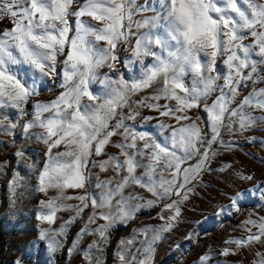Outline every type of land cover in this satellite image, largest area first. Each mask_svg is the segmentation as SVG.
<instances>
[{
  "label": "snow or ice",
  "instance_id": "6c2138e0",
  "mask_svg": "<svg viewBox=\"0 0 264 264\" xmlns=\"http://www.w3.org/2000/svg\"><path fill=\"white\" fill-rule=\"evenodd\" d=\"M5 21L10 26L0 29V135L14 144L23 138L44 146L41 164L27 165L35 167L37 191L45 196L36 219L48 225L40 227L35 243L46 241L55 252L67 227L86 219L78 236L96 241L83 259L103 264L91 254L103 252L110 230L144 209L159 208L156 218L163 224L138 230L144 237L136 249L143 255L138 264H151L164 234L181 222L198 229L199 222L183 217L182 206L205 172L215 174L211 165L221 146L240 147L225 134L264 123V115L245 111L264 110V88L238 100L246 84H264V0H0V23ZM53 87L59 89L54 99H35ZM194 109L202 120L191 115ZM15 155L23 160L24 149ZM109 171L114 175L102 179L100 173ZM235 174L241 184L252 182L264 201V184L257 188L250 174ZM18 184L19 173L11 187ZM135 187L152 198L126 191ZM50 190L56 194L49 197ZM225 195L221 213L234 216L253 191L234 185ZM62 211L73 215L53 228ZM240 227L244 235L225 241L229 246L221 254L247 249L253 264H264V216H250ZM197 229L185 234L187 242ZM135 239L120 242L122 264L137 260L136 254L129 260L131 249L124 247ZM196 264H212V258L205 253Z\"/></svg>",
  "mask_w": 264,
  "mask_h": 264
},
{
  "label": "rangeland",
  "instance_id": "374dc122",
  "mask_svg": "<svg viewBox=\"0 0 264 264\" xmlns=\"http://www.w3.org/2000/svg\"><path fill=\"white\" fill-rule=\"evenodd\" d=\"M153 8H156L155 3ZM134 18L140 19L141 17ZM85 19L88 18L85 17ZM9 26L7 21L0 23V29ZM124 48V54L127 55V46L125 45ZM145 63L148 61L146 60ZM221 71H224L223 67ZM138 73L139 67L133 74ZM94 87L99 89L100 86L95 85ZM158 87L159 84L153 85L144 95L154 92ZM260 88H264V84H246L241 88L238 100H243L254 89ZM58 91L57 87L47 89L35 99L40 101L54 99ZM141 111L146 115L153 114L146 109ZM245 111H251L257 117L264 115V110L255 107L246 108ZM191 115L202 120V114L195 109ZM225 140L230 143L234 141L240 147L229 150L221 146V155L211 165L216 170L215 174L205 172L202 182L197 183L195 190L190 194L189 201L182 206L183 217L190 222H199L200 227L197 229L196 224L181 222L172 233L164 234L166 238L157 242L151 264H196L197 258L205 253L211 256L212 264H253V256L247 249L227 257L221 253L224 247L229 246L225 244V241L244 235L240 227L241 222L250 216H264V201L257 199L260 193L255 192L252 182L241 184L235 174L236 171L246 175L250 174L257 188L264 184V163H262L264 145L260 143L264 141V123H257L242 133L237 131L235 134H225ZM0 142H6L0 143V164L4 165L0 170V264H17V261H20V264H85L84 252L87 251L88 245L96 241V237L92 235L84 236L83 239L78 236L86 219H80L67 227L65 235L58 238L60 243L55 252L49 250L46 241L35 243L40 227H48V225H41L36 219L39 201L45 199V196L37 191L38 180L35 167L29 168L27 165L39 166L41 164L44 159L42 155L44 146L35 140L24 142L23 138H18L14 144L13 138L5 135H0ZM19 149L25 151L23 160L15 155ZM107 150L119 155V151L112 146H108ZM227 165H232L231 173ZM222 168L223 171H221ZM17 173H19V184L13 188L11 181ZM112 175H114L112 171L100 173L102 179ZM234 185L249 188L253 191V196L236 215L232 216L229 213L225 216L221 213V208L226 207L227 204L228 198L225 193L233 191ZM126 191L139 193L146 199L152 198L150 193L139 187ZM96 192L99 193L100 190L97 189ZM261 192H264V189H261ZM55 194L54 190H50L48 195L51 197ZM68 194H74L73 190H68ZM66 203L75 204L76 201H66ZM158 211L159 208L144 209L136 213L133 219L117 223L110 230L109 240L104 245L103 252L99 254L93 252L91 254L93 259H100L103 264H122L117 258V252L121 250L120 242L135 237L133 245L124 247L131 249V252H126L129 260L133 254L137 255V260L132 264H138V261L143 259V255L137 254L136 249L142 248L140 241L144 239L143 236L138 235V230L144 227H159L163 224V221L156 218ZM57 215L58 219L52 225L53 228H59L63 221L69 219L73 213L62 211ZM193 229H197V234L192 235L189 243L185 234L191 235ZM148 235L151 236V233L149 232ZM179 244H183V247L178 248Z\"/></svg>",
  "mask_w": 264,
  "mask_h": 264
}]
</instances>
